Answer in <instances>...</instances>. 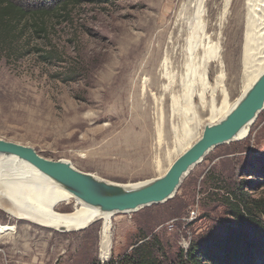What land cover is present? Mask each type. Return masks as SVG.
I'll use <instances>...</instances> for the list:
<instances>
[{"label": "rangeland", "instance_id": "rangeland-1", "mask_svg": "<svg viewBox=\"0 0 264 264\" xmlns=\"http://www.w3.org/2000/svg\"><path fill=\"white\" fill-rule=\"evenodd\" d=\"M185 1L76 0L66 14L60 11L63 16L46 20L45 33L32 26V35L17 40L14 51L0 52V139L30 146L46 159L67 161L107 182L162 176L206 124L224 117L243 85L247 0L230 1L220 33L215 18L223 0H206V33L220 47V64L209 62V79L213 83L222 69L228 104L218 109L223 99L218 93L215 110L197 107L193 115L184 108L182 117L173 116L172 98L180 91L166 88L158 66L166 53L172 54L175 72L182 60L179 44L184 27L193 22ZM193 103L198 106V97ZM263 163L264 110L244 140L215 147L195 165L172 199L113 213L107 260L99 255L101 220L58 231L12 220L0 207V225L9 229L0 236V264H106L153 237L162 247L159 259L173 260L192 241L235 227L219 199L241 184L249 199L259 197ZM74 203L70 198L55 211L70 213ZM191 211L194 218L188 216Z\"/></svg>", "mask_w": 264, "mask_h": 264}, {"label": "bare ground", "instance_id": "bare-ground-1", "mask_svg": "<svg viewBox=\"0 0 264 264\" xmlns=\"http://www.w3.org/2000/svg\"><path fill=\"white\" fill-rule=\"evenodd\" d=\"M205 1H185L188 14H193V22L187 24L186 28L184 27V36L181 38L182 43L179 44L178 52L182 60L177 62L176 72L172 69V54L166 53L158 66L161 77L166 80V88L174 92L177 87V92L180 91L179 94L174 93L172 98V113L176 118L189 113V110L195 115L197 107L204 110L209 106L210 111L215 110L214 96L218 93L223 96L218 109L225 110L228 104V93L223 84L222 69H219L213 83L209 79V62L218 61L220 64V47L219 41L212 40L213 34L206 33L208 20L205 19ZM230 1L223 0L221 9L215 18L219 33ZM262 64H264V0H247L242 56V92L233 105L224 112L227 113L236 105L263 72ZM207 96L211 98V102L207 100ZM193 97H198V106L194 105ZM184 108L187 109L186 113ZM250 126L240 131L234 141L244 140L248 136ZM0 166L5 168H0V207L13 218L12 220L23 219L58 231L78 230L96 220H101L99 255L101 260L109 258L113 213L102 212L98 208L79 201L32 165L15 156L0 155ZM4 170L9 172L6 174ZM70 198L75 199L72 212L55 211L61 202L68 203ZM8 230V226L0 225V236Z\"/></svg>", "mask_w": 264, "mask_h": 264}, {"label": "water", "instance_id": "water-1", "mask_svg": "<svg viewBox=\"0 0 264 264\" xmlns=\"http://www.w3.org/2000/svg\"><path fill=\"white\" fill-rule=\"evenodd\" d=\"M264 110V71L223 118L206 124L197 141L180 154L162 176L142 182H107L74 168L64 160H49L32 147L0 139V155L15 156L58 184L79 201L102 212L125 213L172 199L183 178L215 147L234 141Z\"/></svg>", "mask_w": 264, "mask_h": 264}, {"label": "trees", "instance_id": "trees-1", "mask_svg": "<svg viewBox=\"0 0 264 264\" xmlns=\"http://www.w3.org/2000/svg\"><path fill=\"white\" fill-rule=\"evenodd\" d=\"M73 1L76 0H0V52L14 51L17 40L25 33L32 35V26L36 33H45L46 20L63 16L60 11L66 14ZM258 171L264 175V163ZM260 187L264 183L257 188ZM230 189L219 199L236 221L226 233L192 241L173 260L164 258V254V259H159L162 247L159 242L153 243L157 241L153 237L136 243L130 252L106 264H264V191L249 199L242 184ZM215 194L219 195V191Z\"/></svg>", "mask_w": 264, "mask_h": 264}, {"label": "built area", "instance_id": "built-area-1", "mask_svg": "<svg viewBox=\"0 0 264 264\" xmlns=\"http://www.w3.org/2000/svg\"><path fill=\"white\" fill-rule=\"evenodd\" d=\"M189 218H194L193 216H195V212L194 211H191L189 214H188Z\"/></svg>", "mask_w": 264, "mask_h": 264}]
</instances>
